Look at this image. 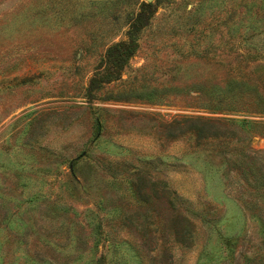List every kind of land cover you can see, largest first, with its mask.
Listing matches in <instances>:
<instances>
[{
	"label": "rangeland",
	"instance_id": "obj_1",
	"mask_svg": "<svg viewBox=\"0 0 264 264\" xmlns=\"http://www.w3.org/2000/svg\"><path fill=\"white\" fill-rule=\"evenodd\" d=\"M263 211L264 0H0V264H264Z\"/></svg>",
	"mask_w": 264,
	"mask_h": 264
},
{
	"label": "trees",
	"instance_id": "obj_2",
	"mask_svg": "<svg viewBox=\"0 0 264 264\" xmlns=\"http://www.w3.org/2000/svg\"><path fill=\"white\" fill-rule=\"evenodd\" d=\"M207 122V121H206ZM207 123H210V122H207ZM211 125V124H210ZM264 214V211L262 212Z\"/></svg>",
	"mask_w": 264,
	"mask_h": 264
}]
</instances>
